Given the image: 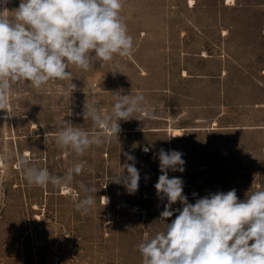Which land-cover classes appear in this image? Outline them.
Instances as JSON below:
<instances>
[{
  "label": "rangeland",
  "instance_id": "rangeland-1",
  "mask_svg": "<svg viewBox=\"0 0 264 264\" xmlns=\"http://www.w3.org/2000/svg\"><path fill=\"white\" fill-rule=\"evenodd\" d=\"M19 3L9 0L7 10ZM120 15L133 37L131 57L94 61L87 71L70 66L71 95L70 81L39 90L14 84L12 116L0 110V264H142L139 243L178 214L160 218L161 148L183 154L184 171L168 175L183 180L190 203L232 189L243 201L264 190V0H122ZM118 91L143 94L146 111L119 121L118 136L108 132L83 156L57 146L63 121L99 131L84 120V104L110 112ZM124 153L140 173L135 194L113 181L133 163ZM21 157L57 176L86 164L70 184L41 187L27 183ZM81 182L96 189L88 214L75 207Z\"/></svg>",
  "mask_w": 264,
  "mask_h": 264
},
{
  "label": "clouds",
  "instance_id": "clouds-1",
  "mask_svg": "<svg viewBox=\"0 0 264 264\" xmlns=\"http://www.w3.org/2000/svg\"><path fill=\"white\" fill-rule=\"evenodd\" d=\"M8 3L0 0V110L6 111V118L12 116L8 102L14 84L27 82L39 90L52 81H70L71 95L76 85L70 66L87 71L94 61L103 66L115 56L132 55L133 37L120 15L122 0H20L11 12ZM112 94L110 112L102 113L96 102L84 104V120L93 121L99 131L90 134L63 121L57 146L83 156L92 145L107 142L111 138L108 132L118 136L119 121L136 119L137 113L146 111L143 94ZM149 150L143 149L145 153ZM124 155L133 163H125L127 175L122 172L113 181L135 194L140 173L135 157ZM156 155L161 174L154 187L157 196L167 200L160 218L178 214L166 223L165 231L139 243L142 264H264V190L248 193L243 201L235 189L210 193L193 204L183 194V180L168 175L169 170L184 171L183 154L161 148ZM18 163L29 185L46 187L70 184L74 175L82 173L86 161L74 163L63 176L38 168L26 157ZM79 190L83 196L76 199L75 207L88 214L96 202L91 195L96 189L81 182ZM177 202L182 209H172Z\"/></svg>",
  "mask_w": 264,
  "mask_h": 264
},
{
  "label": "bare ground",
  "instance_id": "bare-ground-1",
  "mask_svg": "<svg viewBox=\"0 0 264 264\" xmlns=\"http://www.w3.org/2000/svg\"><path fill=\"white\" fill-rule=\"evenodd\" d=\"M192 3V2H191ZM174 131V134L175 135H178V134H180V129H174L173 130ZM104 197H107L108 198V202L106 201V199L104 198V200H105V202H103V203H105V204H108L109 202H110V197L108 196V195H105Z\"/></svg>",
  "mask_w": 264,
  "mask_h": 264
},
{
  "label": "crops",
  "instance_id": "crops-1",
  "mask_svg": "<svg viewBox=\"0 0 264 264\" xmlns=\"http://www.w3.org/2000/svg\"><path fill=\"white\" fill-rule=\"evenodd\" d=\"M174 130V129H173ZM174 132V131H173Z\"/></svg>",
  "mask_w": 264,
  "mask_h": 264
}]
</instances>
